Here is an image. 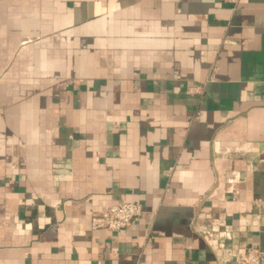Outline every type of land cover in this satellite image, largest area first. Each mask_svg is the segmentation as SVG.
Instances as JSON below:
<instances>
[{"label":"crops","instance_id":"crops-1","mask_svg":"<svg viewBox=\"0 0 264 264\" xmlns=\"http://www.w3.org/2000/svg\"><path fill=\"white\" fill-rule=\"evenodd\" d=\"M124 201L138 221L92 228ZM253 245L264 264V0H0V264Z\"/></svg>","mask_w":264,"mask_h":264},{"label":"built area","instance_id":"built-area-1","mask_svg":"<svg viewBox=\"0 0 264 264\" xmlns=\"http://www.w3.org/2000/svg\"><path fill=\"white\" fill-rule=\"evenodd\" d=\"M237 5L240 0H223ZM197 88L194 86L192 90ZM203 88V87H202ZM200 87L199 90H202ZM143 214L142 204L135 201H124L105 206L93 214V229L121 230L138 221ZM262 250L258 246H248L238 252L239 264H260Z\"/></svg>","mask_w":264,"mask_h":264}]
</instances>
